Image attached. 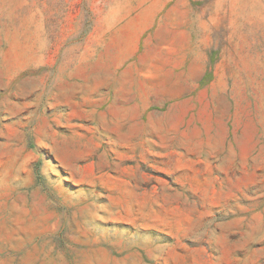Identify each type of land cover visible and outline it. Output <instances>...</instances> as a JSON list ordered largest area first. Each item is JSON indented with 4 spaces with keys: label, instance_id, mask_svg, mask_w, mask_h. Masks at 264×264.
Instances as JSON below:
<instances>
[{
    "label": "rangeland",
    "instance_id": "obj_1",
    "mask_svg": "<svg viewBox=\"0 0 264 264\" xmlns=\"http://www.w3.org/2000/svg\"><path fill=\"white\" fill-rule=\"evenodd\" d=\"M132 9L155 66L190 23V100L93 90ZM0 264H264V0H0Z\"/></svg>",
    "mask_w": 264,
    "mask_h": 264
},
{
    "label": "crops",
    "instance_id": "obj_2",
    "mask_svg": "<svg viewBox=\"0 0 264 264\" xmlns=\"http://www.w3.org/2000/svg\"><path fill=\"white\" fill-rule=\"evenodd\" d=\"M129 16L128 22L124 16L110 17L106 21L110 36L102 45L103 52L99 53L93 47L88 62L93 90L104 92V100L118 101L110 105L113 115L125 113L127 105L120 103L121 100H147L144 105L136 103L131 106L138 110L134 113L142 114L152 107L150 101L170 98L157 95L156 77L163 78L160 85H173L162 91L172 93L176 99L190 100L191 93L198 88L207 70L206 54L197 55L194 51L190 23H176L171 32L172 39L164 46L167 49L161 55L169 62L155 66L150 62L152 55L148 50L142 55L146 61L136 59L140 53V41L150 25L141 21L135 9L129 12Z\"/></svg>",
    "mask_w": 264,
    "mask_h": 264
}]
</instances>
